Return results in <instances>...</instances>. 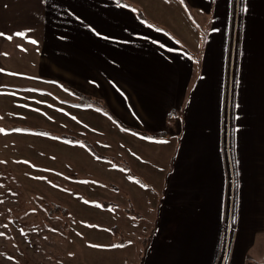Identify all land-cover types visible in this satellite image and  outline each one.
I'll return each mask as SVG.
<instances>
[{
	"label": "crops",
	"instance_id": "obj_1",
	"mask_svg": "<svg viewBox=\"0 0 264 264\" xmlns=\"http://www.w3.org/2000/svg\"><path fill=\"white\" fill-rule=\"evenodd\" d=\"M0 33V117H43L10 128L90 157L129 215L159 193L143 264H218L245 213L264 234V0H0ZM240 239L229 264H264Z\"/></svg>",
	"mask_w": 264,
	"mask_h": 264
},
{
	"label": "rangeland",
	"instance_id": "obj_2",
	"mask_svg": "<svg viewBox=\"0 0 264 264\" xmlns=\"http://www.w3.org/2000/svg\"><path fill=\"white\" fill-rule=\"evenodd\" d=\"M12 99L5 101L6 119L0 117V264H143L148 248L141 242L152 231L157 190L144 182V213L127 214L124 208L130 206L121 202L126 197L109 191L108 177L88 171L94 164L90 157L80 155L87 166L69 165L73 172L68 173L60 137L10 128L30 127L34 117L43 118L29 112V100L14 105ZM247 217L237 235L229 222L218 264L231 263L240 233V247L247 237H255V247L264 243V234Z\"/></svg>",
	"mask_w": 264,
	"mask_h": 264
},
{
	"label": "snow or ice",
	"instance_id": "obj_3",
	"mask_svg": "<svg viewBox=\"0 0 264 264\" xmlns=\"http://www.w3.org/2000/svg\"><path fill=\"white\" fill-rule=\"evenodd\" d=\"M246 11V9H245ZM4 34L3 33H0V36H3ZM17 36H22L23 33H16ZM9 39H11V37H8ZM32 43H36V41H32Z\"/></svg>",
	"mask_w": 264,
	"mask_h": 264
},
{
	"label": "trees",
	"instance_id": "obj_4",
	"mask_svg": "<svg viewBox=\"0 0 264 264\" xmlns=\"http://www.w3.org/2000/svg\"><path fill=\"white\" fill-rule=\"evenodd\" d=\"M160 135H163V134H160ZM251 264V263H250Z\"/></svg>",
	"mask_w": 264,
	"mask_h": 264
}]
</instances>
